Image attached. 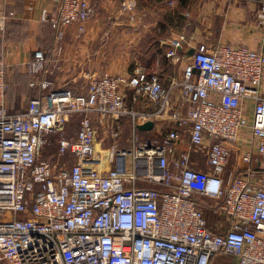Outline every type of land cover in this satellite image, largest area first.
I'll return each mask as SVG.
<instances>
[{"label": "built area", "instance_id": "1", "mask_svg": "<svg viewBox=\"0 0 264 264\" xmlns=\"http://www.w3.org/2000/svg\"><path fill=\"white\" fill-rule=\"evenodd\" d=\"M132 8L133 0L123 2L122 11ZM93 14L91 0L42 8L55 56L66 29L76 25L83 34ZM256 23L264 26V0ZM192 48L190 56L176 47L165 54L173 65L184 59L175 103L158 74L143 67L90 74L85 94L52 88L55 59L36 50L24 69L37 94L19 113L8 111L0 60V264H264V51L202 42ZM127 90L155 110H128ZM92 114L112 120L107 159L115 167L108 170L96 157ZM76 115L79 127L68 136ZM127 116L128 149L117 142ZM154 119L175 128L140 139L137 124ZM50 136H57L56 158H40ZM194 153L206 170L194 165ZM66 155L71 164L62 161ZM198 197L215 202L214 228Z\"/></svg>", "mask_w": 264, "mask_h": 264}, {"label": "crops", "instance_id": "2", "mask_svg": "<svg viewBox=\"0 0 264 264\" xmlns=\"http://www.w3.org/2000/svg\"><path fill=\"white\" fill-rule=\"evenodd\" d=\"M128 1L91 0L95 12L85 23V32L79 33L76 25L66 29L61 52L55 56L52 29L40 21L42 8L50 7L52 0H0V16L5 17L0 29V60L9 85L8 111L22 112L37 94L29 87L30 77L24 69L36 50L55 59L47 75L52 88L68 87L76 94H85L90 74H128L143 67L158 74L174 103L179 96L184 59L174 65L170 62L165 54L173 47L179 52L202 42L210 48L230 45L264 51V26L256 23L260 0H133L132 10L122 11L123 2ZM109 33L111 37L104 42ZM182 34L184 39H180ZM125 94L131 110H155L156 105L145 98L133 101L131 90ZM151 121V129L137 128L136 132L157 138L161 131L175 128L168 120ZM188 138L186 130L183 139ZM195 154L192 159L198 167Z\"/></svg>", "mask_w": 264, "mask_h": 264}, {"label": "rangeland", "instance_id": "3", "mask_svg": "<svg viewBox=\"0 0 264 264\" xmlns=\"http://www.w3.org/2000/svg\"><path fill=\"white\" fill-rule=\"evenodd\" d=\"M94 12H95V7H94ZM106 33H108V32H106ZM110 37L111 36L109 33L108 37L105 36L103 38V41L105 38L109 39ZM138 61L141 64V60L138 59ZM127 109L128 110L132 109V108H130L129 103H127ZM134 112H135V110H134ZM90 118L92 120V125L94 127L95 137H96V139H95L96 157H98V159H101V157H103V167L105 166L104 168L106 170L111 169V168L115 167V165H114V163L109 162L107 158H108V153L112 149L111 146L113 143V138L109 135V128L111 126L112 120L109 117H105L104 119H102L95 114H92L90 116ZM79 120H80V115H76L70 119V121L67 123V125L65 127L66 135H68V136H74L75 135V133L79 127ZM130 120H131L130 117L127 116V117H124L120 121V124L122 127V134H121L120 138L117 140L119 145H121L122 147H125L127 149L130 148V139H131V136L133 134L132 124H131ZM138 135H139L140 139L155 137V135L151 136L149 134H138ZM247 135H248V133L245 132V133H243L242 137L244 139H246ZM56 140H57V136H50L49 137L50 143L46 148H44V150L41 151L42 153H40V158H44V159H47V158L53 159L54 158L53 155L56 154ZM105 156H106V158H105ZM194 156L201 166V167L200 166H198V167L202 168V170H206L207 167L204 163V158H203L202 154L196 153ZM62 161H64L67 164H71L74 161V159L71 158L70 156L66 155V156L62 157ZM233 162H234V160L232 158L231 163H233ZM230 167L231 166H229L228 168H230ZM197 200H198V202L202 208V211H203V213L207 219V222L211 224L212 228H214L215 224L220 220V217L217 214L213 213V207L215 206V202L209 198H206V197H198ZM227 260L229 261L230 258H227Z\"/></svg>", "mask_w": 264, "mask_h": 264}, {"label": "water", "instance_id": "4", "mask_svg": "<svg viewBox=\"0 0 264 264\" xmlns=\"http://www.w3.org/2000/svg\"><path fill=\"white\" fill-rule=\"evenodd\" d=\"M192 53H193V48H191L190 50H188V52L186 53V55H187V56H190ZM152 124H153V122H152L151 120H147V121H145V122L142 123V124H137L136 127H137L139 130H149V129H151Z\"/></svg>", "mask_w": 264, "mask_h": 264}, {"label": "trees", "instance_id": "5", "mask_svg": "<svg viewBox=\"0 0 264 264\" xmlns=\"http://www.w3.org/2000/svg\"><path fill=\"white\" fill-rule=\"evenodd\" d=\"M43 23H45V22H43ZM45 24H48V23H45ZM48 25H49V24H48ZM49 27H50V25H49ZM8 88H9V85H8ZM7 92H8V89H7ZM7 92H6V94H7ZM199 165H200V164H199ZM206 220H207V219H206ZM207 225H208L209 228H212V226H211L210 223L207 222Z\"/></svg>", "mask_w": 264, "mask_h": 264}]
</instances>
